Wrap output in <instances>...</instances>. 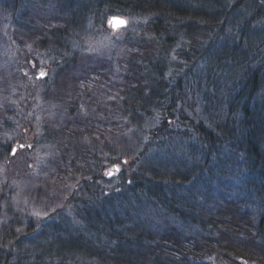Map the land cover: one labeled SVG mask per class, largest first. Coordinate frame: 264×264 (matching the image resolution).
<instances>
[{
  "label": "trees",
  "instance_id": "obj_1",
  "mask_svg": "<svg viewBox=\"0 0 264 264\" xmlns=\"http://www.w3.org/2000/svg\"><path fill=\"white\" fill-rule=\"evenodd\" d=\"M10 3L0 0V9L8 11L3 27L13 34L20 29L28 42H35L31 58L56 61L54 73L50 69L41 86L30 85L31 94L21 91L22 82L31 83L24 71L4 70L11 81H0V132L22 133L39 117L44 143L62 153L49 165L58 163L61 172L59 162L73 161L79 175L75 172L78 177L68 194L60 200L49 196V204L30 214L25 229L21 224L26 219L1 221L0 264H224L207 262L211 255L206 251L229 264H264V0H49L55 14L49 20L59 21L49 26L30 15L15 23L9 18L16 11ZM116 15L136 17L140 34L125 37L126 48L115 61L83 64L80 52L91 50L84 39L101 37L93 27L107 32L109 17ZM6 34L20 50L14 36ZM211 35L213 43L207 45ZM110 74L116 77L111 80ZM79 80L92 85V109L97 105L108 115L117 110L123 124L110 131V116L96 111L95 122L105 125L102 131L89 125L92 139L77 124L80 105L64 107L66 97L58 99L52 119L44 117L35 92L45 86L50 101L52 91L61 92ZM111 89L119 94L111 102L114 109L108 110L101 99ZM75 117L76 124H62L73 123ZM95 135L103 139L99 154ZM144 136L146 146L139 141ZM84 145L91 148L81 165L77 153ZM173 146L189 162L167 159L163 165L157 155ZM8 148H0V162ZM114 165L121 167L115 178L126 186L125 196L117 207L101 203L95 210L93 197L86 194L93 185L89 180L107 181L103 172ZM245 174L246 182L238 187L234 181L241 182ZM221 179L230 185L225 187ZM210 185L218 188L216 198L209 195ZM6 190L0 181V214L7 206ZM129 198L155 206L161 220L141 226L125 218ZM67 219H74L77 227ZM188 225L202 231L205 247L185 233Z\"/></svg>",
  "mask_w": 264,
  "mask_h": 264
},
{
  "label": "rangeland",
  "instance_id": "obj_2",
  "mask_svg": "<svg viewBox=\"0 0 264 264\" xmlns=\"http://www.w3.org/2000/svg\"><path fill=\"white\" fill-rule=\"evenodd\" d=\"M16 1V2H15ZM11 6L9 8H16V11L14 13H9V18H14L15 23H20L21 19L24 18L27 21V18L30 16L38 17V19L41 20V24L44 26L50 25H58L59 21L56 20H49V15L53 16L55 14L51 13L50 7H49V0H10ZM13 3V4H12ZM9 4V3H8ZM6 9H0V31L5 32L3 36H0V72L2 73V76L0 75V81L1 79L8 80L9 77H11V73L4 71L12 70L14 68H18L19 71H24L27 76H29L31 83L28 81L26 83L22 82V89L21 91L23 93L31 94L34 93L33 87L30 85L38 86L41 82V80L45 79L47 76L50 75V69L52 68V63L55 62L56 58H50L49 62L47 60H41L38 61L36 59L31 58V54L29 53L30 50H33L34 41H27L26 37L22 34L23 32H20V29L13 34L14 32L12 29H9L8 26L3 27L2 23L6 22V19L3 17L4 12H6ZM8 12V11H7ZM112 17V16H110ZM109 17V18H110ZM128 21V26L126 28L113 31L111 30V22H107V28L108 31L101 33L99 30L100 28H95L94 32H97L98 35H102L101 37H97L94 42L91 40L84 39L85 43H88L90 45H87L89 47L88 50L87 47L83 52H80L81 57L80 60L83 64H90V63H101L106 65V63H109L112 58L114 61L118 59L116 57V54H119L125 47V37L132 34L134 37L140 34V31L137 32L136 30L139 29L137 19L136 17L128 18L125 17ZM55 22V23H53ZM140 26V25H139ZM17 28H13L15 31ZM199 29H205L204 26H201ZM47 30H44L41 35H47ZM91 31V30H90ZM208 32V30H206ZM11 33L14 36V39L16 43L20 45V50L15 49L13 47V41H11L10 36H8L6 33ZM209 33V32H208ZM212 34V33H211ZM86 35V34H85ZM84 35V36H85ZM18 37V41L16 39ZM22 38V39H21ZM38 38V36H37ZM212 35L210 37V40L207 43H213L211 42ZM13 40V39H12ZM25 40V41H24ZM22 43V44H21ZM24 50L26 52H24ZM32 60V68L29 66V61ZM91 65V64H90ZM50 70V71H49ZM41 73H45L46 75L41 76ZM54 73V70H53ZM10 74V75H9ZM114 77H116L115 74H110V79L112 80ZM40 79V80H39ZM9 82L11 80H8ZM78 83H72L70 85H65L63 90L52 91L53 95H51V100L49 101V96L45 94H49V90H46V87L43 86L42 90L36 91V94H39L36 96V100L39 104L42 105V107L45 108L43 110L44 117H47L48 119H52L54 117V111L58 112V99H65L67 98V101L65 103L64 107H71L72 103L76 102V105H80L81 110L83 111L82 114H78L77 118V124H83L84 126H81L85 134L90 133L92 136V139L94 137L93 132L91 131V128H89V125L94 124L97 128H99L101 131L103 130L102 124H104L103 121H99L100 123H96L94 120L95 112L98 111L99 113H102V108L96 105L95 109H92V105H95L90 99V91L88 90L90 87H92L91 84H86L83 81L79 80ZM110 80H107L109 82ZM40 84L39 86H41ZM25 88V89H24ZM36 88V87H35ZM105 90H107L105 88ZM71 93H74L72 95ZM40 94H44L43 97L40 98ZM118 92L114 89H111L109 93L104 92V98L101 100H105L103 102L104 105L102 107L105 109H114V105L111 103L113 100L116 99V96H118ZM27 97H23V100H25ZM48 99V101L45 102V100ZM32 102H34V97L31 99ZM49 102H51V105H49ZM78 102V103H77ZM57 103V104H56ZM78 104V105H77ZM43 108V109H44ZM66 110V108L64 109ZM19 115H20V109L18 108ZM117 110H111L113 113L112 115H108L103 111L105 115L110 116V121L108 119L106 120V124H109L108 129L110 131L113 130V128H117V124H123L122 121L120 122V118L118 116ZM26 113H30V117L34 116V113L31 111H28ZM25 113V114H26ZM41 115V114H40ZM39 115V116H40ZM82 117V118H80ZM43 122V121H42ZM41 119L37 117V121H34L32 124H26V129L24 132L19 134H14L12 132H6L5 135H3L2 132H0V139H2L3 145H9V148L7 150V155L1 160L0 162V172H1V182L6 184V191H7V206L5 207V210L0 214V224L1 221H7V218H14L15 220H21L26 219L27 221L25 223L21 224V228L25 229L28 225L29 216L32 215L34 211L36 213L39 212L37 209L38 207H44L46 204H49V196L51 200H60L62 196L68 194L71 185L76 183V178L79 175V172L74 171L75 169L73 167V161H68V163H61L59 162L61 166V172H59L58 168L59 165L53 164L49 165L50 161H56L57 158H59L62 153H59L57 150H55L54 147L50 146L49 144L44 143V136L42 131V124ZM76 124V117L73 123L70 122H62V124ZM87 123V124H84ZM12 124V123H7ZM16 124V123H15ZM49 124V121L47 122ZM52 124V123H51ZM5 125V122H4ZM105 125V124H104ZM13 127V124L10 125V128ZM70 129V126L68 127ZM99 131V130H95ZM187 132V131H183ZM69 138V137H67ZM96 146L94 147L96 152H100V141L103 140L101 136L95 135ZM85 140V139H84ZM131 141V140H130ZM142 146H146L148 143V136H144L142 140ZM9 142V144H8ZM3 145L0 144V148L3 149ZM11 145V146H10ZM166 146V143L162 145L164 148ZM174 147L169 149V152L158 154L157 156L159 158H163L160 160V162L165 165L168 159L171 161H184L187 158V162H189L188 155H176L178 154V151L174 150ZM91 148V146L87 145L83 147V152L77 153V156L80 157V160L83 159L84 156H87L86 151H88ZM16 149V152L12 154V151ZM193 151V150H192ZM187 153V151H185ZM163 154V155H162ZM173 154V155H171ZM91 153L88 154L90 157ZM175 156V157H174ZM74 160V159H69ZM75 161V160H74ZM79 165V163H77ZM82 165V160H81ZM117 165H114L110 168H107L104 170L103 178H106L107 181L101 179L91 181L89 180V183H92L90 191L86 190L87 197L92 196L93 197V207L95 210L100 208L103 204L109 206L110 208H114L119 206L118 202L120 201L121 197H124L125 192V185H122L118 179L115 177L117 176L115 167ZM236 168V167H235ZM239 168V167H237ZM242 168V166H241ZM60 169V168H59ZM75 172L78 174L75 176ZM217 173H219L217 171ZM61 174L65 176V178H58L57 176ZM251 176V175H249ZM244 179L240 182V180L234 181L235 184H237L238 187L242 186V183L244 184L247 180L248 175H244ZM88 180V179H87ZM233 180V179H232ZM221 183L224 184L225 187L230 185V182L226 179L219 180ZM210 183H214L210 180ZM209 188V195L211 197L216 198L217 196L215 194H218V188L215 186H211ZM117 188V189H116ZM94 191V193H93ZM123 193L122 195H116L117 192ZM202 194H205L201 189L198 190ZM97 193V194H96ZM103 195H102V194ZM96 194V197L94 198V195ZM246 197V195H245ZM130 199V198H129ZM219 199V198H218ZM131 201V202H130ZM124 206L126 207L127 211L129 212H123V215L125 218L130 219L133 218L136 223H138L141 226H154L155 223H158L161 218L158 216L156 207L152 204H149L147 201H132L130 199ZM55 202V201H53ZM226 207V205H225ZM213 208V205L211 206ZM210 210V209H208ZM217 212V211H216ZM206 213V212H205ZM21 216H20V215ZM255 214V213H254ZM258 214V213H256ZM28 215V216H27ZM27 216V217H26ZM45 225H49V219H45ZM67 224L71 227H77V223L74 219H67ZM44 225V226H45ZM34 229H40L39 226L33 225ZM194 228V227H193ZM185 233L188 235H194L193 241L196 242V238L198 239V245L206 246L205 238L199 237L202 234V231L200 229L194 228V230L188 225V227L183 228ZM196 237V238H195ZM168 241L173 240L172 237L168 238ZM203 247V248H204ZM206 251V250H205ZM207 256L211 255L207 262H221L224 264H229L226 261L223 262L217 260V254L210 253L208 251L205 252ZM209 254V255H208ZM219 259V258H218ZM209 262V263H210Z\"/></svg>",
  "mask_w": 264,
  "mask_h": 264
},
{
  "label": "water",
  "instance_id": "obj_3",
  "mask_svg": "<svg viewBox=\"0 0 264 264\" xmlns=\"http://www.w3.org/2000/svg\"><path fill=\"white\" fill-rule=\"evenodd\" d=\"M112 28L117 30L119 28L127 27V21L123 18L114 17L111 19Z\"/></svg>",
  "mask_w": 264,
  "mask_h": 264
},
{
  "label": "snow or ice",
  "instance_id": "obj_4",
  "mask_svg": "<svg viewBox=\"0 0 264 264\" xmlns=\"http://www.w3.org/2000/svg\"><path fill=\"white\" fill-rule=\"evenodd\" d=\"M44 75H46L45 73H41V76H44Z\"/></svg>",
  "mask_w": 264,
  "mask_h": 264
}]
</instances>
